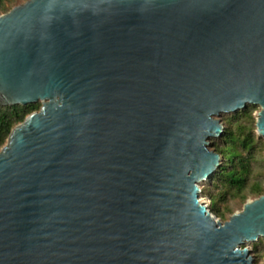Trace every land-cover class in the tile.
Instances as JSON below:
<instances>
[{
    "label": "water",
    "instance_id": "95a60500",
    "mask_svg": "<svg viewBox=\"0 0 264 264\" xmlns=\"http://www.w3.org/2000/svg\"><path fill=\"white\" fill-rule=\"evenodd\" d=\"M37 101L0 148V264H255L264 194L222 220L200 183L221 113L264 136V0H24L0 106Z\"/></svg>",
    "mask_w": 264,
    "mask_h": 264
},
{
    "label": "trees",
    "instance_id": "16d2710c",
    "mask_svg": "<svg viewBox=\"0 0 264 264\" xmlns=\"http://www.w3.org/2000/svg\"><path fill=\"white\" fill-rule=\"evenodd\" d=\"M22 1L0 0V14ZM40 106V101L0 106V148L11 130ZM255 106L248 104L241 110L221 113L224 132L209 144L224 161L204 183L203 193L210 199L211 211L222 220L235 208L241 209L249 197L264 194V138L256 132ZM252 247L258 251L254 258V263L258 264L264 259V237L254 241Z\"/></svg>",
    "mask_w": 264,
    "mask_h": 264
},
{
    "label": "rangeland",
    "instance_id": "374dc122",
    "mask_svg": "<svg viewBox=\"0 0 264 264\" xmlns=\"http://www.w3.org/2000/svg\"><path fill=\"white\" fill-rule=\"evenodd\" d=\"M254 105H256L255 106V109H254V114L256 115V113L259 111V109H260V106L258 105V104H254ZM222 117V116H221ZM261 136V135H260ZM263 138H264V136H262ZM217 138V137H216ZM216 138H211V142L214 140V139H216ZM223 161H224V159H223ZM208 181V180H207ZM207 181H204V182H201L200 183V187H201V195H200V198L203 200V201H205V203H209L210 204V199H209V197L206 195V194H204L203 193V186H204V183L205 182H207ZM250 198H253V197H249L248 199H250ZM237 210H239L238 208H235V211H237ZM228 216H229V214H228ZM261 237H263V236H261ZM260 238V237H259ZM257 241V240H256ZM254 241H250V242H246V243H243L242 244V246H248V247H250L251 248V253L253 254V256H254V258L255 257H257L258 256V251H254L253 250V247H252V243H253ZM261 262H263L264 263V259H261L260 260V263Z\"/></svg>",
    "mask_w": 264,
    "mask_h": 264
},
{
    "label": "bare ground",
    "instance_id": "6f19581e",
    "mask_svg": "<svg viewBox=\"0 0 264 264\" xmlns=\"http://www.w3.org/2000/svg\"><path fill=\"white\" fill-rule=\"evenodd\" d=\"M202 200V199H201Z\"/></svg>",
    "mask_w": 264,
    "mask_h": 264
}]
</instances>
